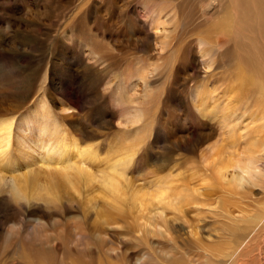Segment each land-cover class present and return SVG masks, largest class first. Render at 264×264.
<instances>
[{"label":"rangeland","instance_id":"obj_1","mask_svg":"<svg viewBox=\"0 0 264 264\" xmlns=\"http://www.w3.org/2000/svg\"><path fill=\"white\" fill-rule=\"evenodd\" d=\"M260 86L264 0H0V119L16 126L0 155V264H264V170L254 185L229 184L235 165L218 179L249 138L264 141ZM40 107L56 136L32 119ZM58 137L98 153L81 164L93 177L41 166ZM130 150L112 193L104 176ZM26 165L54 187L15 191Z\"/></svg>","mask_w":264,"mask_h":264},{"label":"bare ground","instance_id":"obj_2","mask_svg":"<svg viewBox=\"0 0 264 264\" xmlns=\"http://www.w3.org/2000/svg\"><path fill=\"white\" fill-rule=\"evenodd\" d=\"M243 1V0H242ZM246 0H244V2H245ZM249 2V1H248ZM247 2V3H248ZM245 4V3H244ZM250 5H251V3H250ZM248 6L249 7V9L252 11V9H251V6ZM242 6V5H241ZM247 6V5H246ZM260 6V5H259ZM263 6V5H262ZM237 7H239V4H238V6ZM247 7V8H248ZM249 9H247V10H249ZM262 9V8H261ZM244 11H242V12H246V8H244L243 9ZM247 13H249V11L248 12H246V13H243V14H247ZM207 53V52H206ZM208 54L209 53H207V56H208ZM144 70V69H143ZM146 73V71H144V74ZM145 77H147V76H145ZM147 78H149V77H147ZM242 79L245 81V82H249L250 81V78L244 73V76H242ZM141 81H143V80H141ZM145 81H147V79H145L143 82H145ZM262 89V93H261V95H262V97L264 98V86L262 87V86H260L259 87V89ZM261 92V91H260ZM141 98V97H140ZM143 98V97H142ZM140 100H142V99H140ZM143 101V100H142ZM40 108H42V109H38V110H36L33 114H31L32 116V119L34 120V121H41L42 123H44V122H48V125H46L45 126V129L43 130L44 131V133L47 135V133H48V130H50L49 129V126L50 125H55L54 126V135L57 133V132H59L60 131V128H57L58 126H56V124H55V121L54 120H56V119H53V116L54 115H52V113L50 112V111H48L45 107H40ZM138 109V108H137ZM49 110H50V108H49ZM130 109L128 110V112H126V117H129V118H127V121L125 122L126 124H132V125H134V126H136L135 124H137V123H139V122H141L142 121V113H140L138 110H136L135 109V111L133 112V111H130ZM263 117V116H262ZM262 119H264V117L263 118H261V120ZM27 122L25 123V127L27 128V129H29V126H30V119H27L26 120ZM225 121H227L228 122V118H225ZM263 121V120H262ZM261 122V121H260ZM124 123V122H123ZM223 123V122H222ZM125 124V125H126ZM224 124V123H223ZM262 124V123H261ZM58 125V124H57ZM227 125V124H226ZM24 126V125H23ZM130 126V125H129ZM228 126H229V124H228ZM256 126H254V128H255ZM258 128H259V126H257ZM262 127H264V126H262ZM16 128V126H15V121H14V119H11V118H6V119H0V155H2V153H5L4 155H8V150H9V148L11 147V143H12V138H13V132H14V129ZM225 128V127H224ZM261 128V127H260ZM52 129H53V127H52ZM228 129V128H227ZM257 129V128H256ZM226 130V129H225ZM252 130H254V129H252ZM260 130V129H259ZM259 130L257 129V131L259 132ZM232 131H233V129H230V131L229 132H231L232 133ZM261 132H264V130L262 129V130H260ZM228 132V133H229ZM235 132V131H234ZM254 132V131H253ZM257 132V133H258ZM25 133H26V131H25ZM255 133H256V130H255ZM255 133H254V135H255ZM256 133V134H257ZM49 134V133H48ZM138 134V133H137ZM226 134V133H225ZM264 134V133H263ZM259 135H261L260 133H259ZM56 136V135H55ZM225 136H229L228 134H226ZM256 137H257V135H255ZM233 137V136H232ZM235 137V136H234ZM242 137V136H241ZM263 137V135H261V136H258L257 138H253V139H258V138H262ZM229 138H230V136H229ZM239 138H240V135H239ZM252 138H249V139H251V141H250V143L249 144H246V145H250L249 147L250 148H248V147H246V148H248V151H246L247 149H245V147H244V153H245V151H246V155H245V158L244 159H241V160H237V161H235V160H233L234 159V157H233V159L231 158V156H229V154L228 155H226V156H229V158H228V163H225L226 165H225V167H222V169L221 170H219V175H218V179H220V180H228V175L229 174H227L226 175V173L225 172H227L228 173V171H230V170H228L227 168H229V167H231L232 168V166H234L235 165V167L237 168V170L238 171H236L235 169H231V168H229V169H231V170H234V171H236L237 173L238 172H240V174H241V176L239 175V174H237V176H234L235 174H233L232 175V177H233V179L230 177V180H228V182H229V184H233V183H241L242 182V179H245V181L248 179V178H245V176H249V181H250V177H252V178H256V176H258L257 178H262L259 174H262L260 171H263L264 170V167H263V169H262V167L260 168L261 170H258V172H257V169H259V167L258 168H256L255 166L253 167V165H252V162H253V160L255 159L254 158V156L252 157V155H253V153H255V156H256V154H257V152H255V150H259V144H257L256 145V143H258L256 140L254 141H252ZM51 140H49V142H48V144H42L41 145V150L43 151V153H41V157H40V163L42 164L41 166L43 167V166H45L44 168L45 169H47V172H49L50 171V169H52V168H54L55 169V167H57L56 168V171L55 170H53V171H55V174H57L56 176H57V178H58V176L59 177H61L62 179H64V181L66 180L68 183H70V184H72L73 183V181H85V180H87V179H89L90 177H93L92 175H91V173L87 170V169H85L84 167H83V165L89 160V159H92V160H94V159H96V157H97V154L98 153H95L94 151H86V150H83V149H81V148H79V145H78V143H71V144H67V143H65L64 141H65V139L64 140H62V141H59L60 140V137H58V141L57 140H53V139H55V138H50ZM56 139H57V137H56ZM228 139V138H227ZM236 138H234V140H235ZM229 140H232V138L231 139H229ZM55 141H57V143L55 142ZM259 141V140H258ZM261 141H263V138L261 139ZM264 142V141H263ZM263 142H262V145L261 146H263L262 147V150L264 149V144H263ZM230 143V142H229ZM261 144V143H260ZM257 147H256V146ZM255 146V147H254ZM225 147H227V146H225ZM256 148V149H254V148ZM222 148V147H221ZM6 149V150H5ZM254 149V150H253ZM220 150L221 149H219L218 150V152L217 153H221L220 152ZM260 150H261V148H260ZM261 150V151H262ZM6 151V152H5ZM227 151V150H226ZM261 151L259 152V153H261ZM126 152V151H125ZM264 152V151H263ZM258 153V154H259ZM72 154H74V156L75 157H73V156H71ZM223 154V153H222ZM263 154V153H262ZM135 155V153L132 151V150H130V151H128V155H126L125 157L123 156V158H120L119 160H116L111 166H110V171L106 174V173H104V174H106L105 176H104V181H105V183H106V185H105V187L108 189V191H110V192H112V193H116L119 189H120V181H119V179H117V176L118 175H122V174H120L119 172H121V171H123V169H125L126 168V166L131 162V160H132V157ZM224 155V154H223ZM260 155V154H259ZM122 156V155H121ZM237 156H239V155H237ZM241 156H242V158L244 157V155H242L241 154ZM258 156V155H257ZM216 159H217V161H218V158L216 157V156H214ZM221 157V156H220ZM240 157V156H239ZM222 158H224V157H222ZM241 158V157H240ZM239 158V159H240ZM254 158V159H253ZM220 159V158H219ZM238 159V158H237ZM258 159V160H257ZM74 160H78V161H74ZM256 160V162H258V164L257 165H259V161L261 160H259V157L258 158H256L255 159ZM264 160V159H263ZM80 162V163H79ZM216 162V161H215ZM264 162V161H263ZM83 163V165H81ZM214 163V162H213ZM254 163V162H253ZM256 165V166H257ZM261 165V164H260ZM27 166V165H26ZM215 166V164L213 165V167ZM219 167V166H218ZM29 168H31V170H29ZM37 168V167H36ZM27 169H28V171H26L23 175H21L20 177H15V178H13V184H14V188H15V191L17 190L18 192H20L21 194L22 193H34L35 191L37 192L38 190H40V191H43V192H48V190L49 189H51V188H53L54 187V185L53 184H55L56 182V178H54V173L52 174V177H53V179H52V177H50L52 180H54V181H52V182H54L53 184H52V182H50V184H41L40 182H39V179H38V173H34L33 172V170H32V167H31V165L29 166H27ZM41 169V168H40ZM43 169V168H42ZM41 169V170H42ZM218 169H220V168H218ZM225 169H227L228 171H226ZM35 171V170H34ZM126 171V170H125ZM225 171V172H224ZM92 172V171H91ZM230 172H233V171H230ZM229 172V173H230ZM260 172V173H259ZM50 173V172H49ZM52 173V172H51ZM51 173H50V175H51ZM263 174H264V172H263ZM239 175V176H238ZM250 175H252V176H250ZM55 176V177H56ZM230 176H231V174H230ZM260 176V177H259ZM264 178V177H263ZM20 181V183L18 184V182ZM125 180V179H124ZM256 180V186H259V184L261 183L260 181L261 180H259V184H258V182H257V179H255ZM263 180V179H262ZM248 181V180H247ZM251 181H253V183H254V180H251ZM250 181V183H252ZM103 183V182H102ZM246 183V182H245ZM249 183V182H248ZM252 183V184H253ZM263 184H264V182H262ZM129 184V183H128ZM258 184V185H257ZM3 185V184H2ZM249 185V184H248ZM254 185V184H253ZM261 185V184H260ZM67 186V185H66ZM72 186V185H71ZM242 186V185H241ZM241 186H239L238 187V189L241 187ZM104 187V186H103ZM244 187H245V185H244ZM129 188V187H128ZM161 189V188H160ZM159 189V190H160ZM74 190V189H73ZM158 190V192H157V195L155 196V198L156 199H158L159 201H163V202H166L167 203V201H168V192L167 191H165V189L164 190H160L159 191ZM168 190V189H167ZM240 190V189H239ZM74 191H76V190H74ZM78 191V190H77ZM76 191V192H77ZM120 191V190H119ZM169 191H170V189H169ZM241 191V190H240ZM72 192V191H71ZM107 192V191H106ZM184 192V191H183ZM189 192V191H188ZM78 193V192H77ZM118 193V192H117ZM120 193V192H119ZM182 193V191H180V193L179 194H181ZM191 191H190V196H191ZM230 193V192H229ZM126 194V193H125ZM178 194V199L177 200H175V201H180V204H182V206H183V201H184V196L183 195H179ZM136 195H137V193H136ZM147 195V194H146ZM151 195V194H150ZM170 195V194H169ZM184 195L186 196V195H188V194H186V192L184 193ZM188 195V196H189ZM192 195H193V193H192ZM110 196V195H109ZM115 196V195H114ZM125 196V195H124ZM143 196H145V195H143ZM153 195H151V197H152ZM180 196V197H179ZM188 196H187V199H188ZM126 197V196H125ZM131 197H133V196H131ZM147 197V196H146ZM145 197V198H146ZM150 197V196H149ZM116 198V197H115ZM114 198V200H116ZM144 197H142V199H143ZM193 198H195V197H193ZM192 197H191V199H193ZM138 199V198H137ZM113 200V199H112ZM120 200V199H119ZM119 200H117L116 202H118ZM157 200V201H158ZM138 201V200H137ZM146 201V200H145ZM179 201L177 202V203H179ZM155 202H156V200H155ZM169 202V201H168ZM189 202H191L190 200L189 201H187V200H185V203H189ZM21 203V202H20ZM114 203V202H113ZM138 203H139V201H138ZM143 203V202H142ZM153 203V202H152ZM158 203V202H157ZM174 203H176V202H174ZM23 204H24V202H23ZM179 204V206L180 207H182L181 205ZM139 205H141V204H139ZM145 205V204H144ZM147 205V204H146ZM146 205L144 206V207H146ZM21 206V205H20ZM117 206V205H116ZM143 206V205H142ZM142 206H140L141 207V209L143 208L144 209V207H142ZM151 207V206H150ZM174 207V206H173ZM116 208V207H115ZM175 208V207H174ZM142 209V210H143ZM177 209H178V207H177ZM177 211H179V210H177ZM82 224V223H81ZM14 228V227H13ZM81 228V227H80ZM15 229V228H14ZM14 229H12L11 228V230H13V231H11V232H14V231H16V229L14 230ZM38 230V229H37Z\"/></svg>","mask_w":264,"mask_h":264}]
</instances>
